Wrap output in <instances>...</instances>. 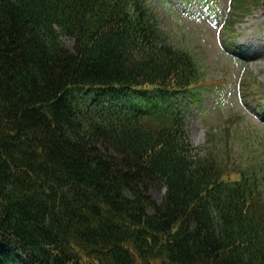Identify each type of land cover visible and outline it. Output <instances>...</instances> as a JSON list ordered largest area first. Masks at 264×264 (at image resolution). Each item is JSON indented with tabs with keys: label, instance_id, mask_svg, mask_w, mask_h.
I'll list each match as a JSON object with an SVG mask.
<instances>
[{
	"label": "trees",
	"instance_id": "obj_1",
	"mask_svg": "<svg viewBox=\"0 0 264 264\" xmlns=\"http://www.w3.org/2000/svg\"><path fill=\"white\" fill-rule=\"evenodd\" d=\"M193 57L147 0H0V264H264V173L171 102Z\"/></svg>",
	"mask_w": 264,
	"mask_h": 264
},
{
	"label": "rangeland",
	"instance_id": "obj_2",
	"mask_svg": "<svg viewBox=\"0 0 264 264\" xmlns=\"http://www.w3.org/2000/svg\"><path fill=\"white\" fill-rule=\"evenodd\" d=\"M147 1L159 29L179 48L195 55L205 72V80L198 89L199 101L180 96V103L175 102L185 116L187 140L198 151L203 149L212 132L216 134L217 145L227 152L232 164L243 168L253 165L263 175L262 163L258 161H264V119L252 109L260 99L253 94L254 89L246 88L247 81L256 84L254 80L257 79L262 86L261 101L264 103L263 8L253 5L243 22L235 24L239 28L237 45L243 50L235 52L224 45L228 34L223 23L231 9L230 0L209 2L218 16H213V8L206 10L203 0ZM240 1L234 0V4ZM62 39L67 47L73 46L72 39L66 36ZM241 53L245 57H240ZM244 94L249 95L247 100L242 99ZM247 101L253 102L252 107ZM164 194L165 189L161 186L150 188V195L158 203Z\"/></svg>",
	"mask_w": 264,
	"mask_h": 264
}]
</instances>
